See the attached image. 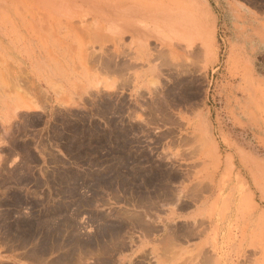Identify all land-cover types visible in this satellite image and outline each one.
I'll return each mask as SVG.
<instances>
[{
  "label": "rangeland",
  "instance_id": "1",
  "mask_svg": "<svg viewBox=\"0 0 264 264\" xmlns=\"http://www.w3.org/2000/svg\"><path fill=\"white\" fill-rule=\"evenodd\" d=\"M122 1L0 0V264H120L140 243L122 264H148L153 218L184 264H264V23L226 53L184 0L214 35L194 57L90 13ZM131 1L145 23L172 0Z\"/></svg>",
  "mask_w": 264,
  "mask_h": 264
},
{
  "label": "crops",
  "instance_id": "2",
  "mask_svg": "<svg viewBox=\"0 0 264 264\" xmlns=\"http://www.w3.org/2000/svg\"><path fill=\"white\" fill-rule=\"evenodd\" d=\"M209 5L211 22L216 24L218 38L221 47L227 50L226 53H233L235 49H246L249 46L250 39H256L259 36L257 32L261 31L262 23H264V3H251L249 0H205ZM257 37H256V35ZM256 37V38H255ZM234 49V50H233ZM244 51V50H243ZM241 51V52H243ZM39 111V110H36ZM5 138V137H3ZM62 148V147H61ZM63 149V148H62ZM64 150V149H63ZM35 154L39 157L38 167H52L53 163L43 158L44 151L40 148H33ZM65 151V150H64ZM68 155V154H67ZM13 159H17L12 154ZM21 161V156H18ZM10 162V157L7 158ZM62 166H73L70 159L61 156ZM87 168V166H83ZM164 225L158 222V218H153L150 222H144L140 228L141 234L145 239L154 241L155 246L151 248L149 254L143 261L148 264H184L188 260L178 254H166L162 251V247L166 242ZM138 244V243H137ZM141 244V243H140ZM136 245V248L140 246ZM131 246L129 251L121 256L116 257L115 263H129L131 260H141Z\"/></svg>",
  "mask_w": 264,
  "mask_h": 264
},
{
  "label": "bare ground",
  "instance_id": "3",
  "mask_svg": "<svg viewBox=\"0 0 264 264\" xmlns=\"http://www.w3.org/2000/svg\"><path fill=\"white\" fill-rule=\"evenodd\" d=\"M132 3L133 1L129 2V0H124L120 2V6L118 8H116L117 5L110 6L108 4H102V3L92 4L90 13L93 16H99L101 18L100 19L101 21H107L108 19L111 18L112 10L115 8L118 13L114 12V14L116 13L118 17H116L117 16L116 15L114 16V19L117 21L119 27V33L121 34V36L124 34H128L132 38L136 39L140 37V35H142V37H144L143 35H145L146 36L145 39H147L148 37L147 35H149L148 34L149 30H147L146 27L148 23H152L154 25H159L163 29L168 31L172 39H175L177 42H183L187 46H189L190 47L189 53L190 55L193 54L194 57L196 56L198 57L199 53H201V50L198 49L197 46L195 45L197 41H201L202 49L205 50V52L209 51L212 37L214 36L212 34L211 27L209 24L207 25L205 21L200 18V16L198 18L199 13L196 12L197 11L196 9L193 13L195 14L196 12V14L197 13L198 14L192 15V13H190L189 10L190 8L185 6L184 0H172L166 5L164 4L165 6L163 5V7L161 5L162 8L158 10L152 9L151 11L149 10L146 11L148 12V16L146 19L144 18L145 23L137 22L138 16L139 18L141 16L144 17L143 15L144 13L143 11L140 13L142 9L140 11L136 10L135 9L136 7H134ZM139 13L140 14L143 13V14L140 16ZM121 36L120 38H122ZM101 59L103 58L101 57ZM101 59H100V64H103L101 63L102 62Z\"/></svg>",
  "mask_w": 264,
  "mask_h": 264
}]
</instances>
